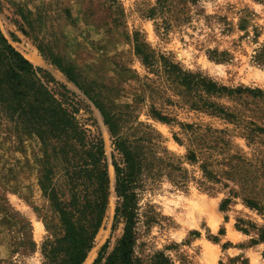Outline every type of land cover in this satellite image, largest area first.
<instances>
[{
    "label": "rangeland",
    "instance_id": "374dc122",
    "mask_svg": "<svg viewBox=\"0 0 264 264\" xmlns=\"http://www.w3.org/2000/svg\"><path fill=\"white\" fill-rule=\"evenodd\" d=\"M171 1L173 13H181L164 31L146 16L154 0H0V30L29 61L74 93L76 117L103 139L110 194L84 264L91 263L105 239L110 247L121 232L120 223L110 230L111 146L90 98L48 63L51 57L73 66L91 94L99 92L106 110L116 115L119 132L143 146L153 162L154 157L180 161L187 171L183 186L160 177L141 191L137 255L148 260L162 253L170 264H264V242L257 240V228L264 225V0ZM135 32L181 69L232 91L206 93L197 86L169 85L134 54ZM152 108L169 121L153 118ZM3 122L0 264H40L41 241L62 232L37 184L41 146L34 135L6 131ZM188 150L217 173L235 164L237 179L227 180V188L202 190L193 179L198 163L185 158ZM230 188L238 193L219 210ZM246 196L261 209L246 207L241 201ZM144 214L151 216L146 223Z\"/></svg>",
    "mask_w": 264,
    "mask_h": 264
},
{
    "label": "trees",
    "instance_id": "16d2710c",
    "mask_svg": "<svg viewBox=\"0 0 264 264\" xmlns=\"http://www.w3.org/2000/svg\"><path fill=\"white\" fill-rule=\"evenodd\" d=\"M179 1L196 3L198 0ZM171 6V0H154V4L147 8L146 16L157 20L155 26L166 31L170 22L177 20L181 13H173ZM9 35L15 39L13 34ZM132 43L133 52L142 66L163 77L169 85H180L185 89L197 86L206 93L232 91L199 73L185 71L169 58L155 53L137 32ZM260 50L264 51V45ZM47 61L66 81L90 98L109 136L114 195L110 230L120 223L121 232L110 247L108 238L99 245L90 264H170L169 258L162 253H156L148 260L136 254V228L142 215L139 197L147 185H152L160 177L167 178L176 186H183L188 179L186 169L180 161L154 157L156 160L153 162L143 146L119 132L116 115L106 110L98 99V91L91 94L87 82L81 80L73 66L62 62L59 57H51ZM78 105V99L65 84L45 68L29 61L0 30V127L4 120L6 131L37 138L41 146L37 157L40 166L37 184L62 230L58 237L41 241L38 248L40 264H81L94 247L95 236L102 227L108 205L109 176L103 139L97 131L78 120ZM151 116L158 121H169L154 108ZM180 125L182 128L190 127L188 124ZM215 145L221 150L218 144ZM185 158L190 163H198L199 174L193 179L204 191L227 188V180L237 179L239 167L235 164H228L227 169H220L217 173L209 169L210 162H198L192 150H188ZM227 193L219 202V210H225L238 192L230 188ZM241 201L250 209H261L252 198L242 197ZM149 218L151 216L144 214L143 222ZM239 229L245 231L241 226ZM257 240L264 242V225L257 228ZM28 245L32 243L28 242Z\"/></svg>",
    "mask_w": 264,
    "mask_h": 264
},
{
    "label": "bare ground",
    "instance_id": "6f19581e",
    "mask_svg": "<svg viewBox=\"0 0 264 264\" xmlns=\"http://www.w3.org/2000/svg\"><path fill=\"white\" fill-rule=\"evenodd\" d=\"M90 251L88 252L87 257L85 258V260L81 264H84L85 263L86 259L88 258V255H89Z\"/></svg>",
    "mask_w": 264,
    "mask_h": 264
},
{
    "label": "water",
    "instance_id": "95a60500",
    "mask_svg": "<svg viewBox=\"0 0 264 264\" xmlns=\"http://www.w3.org/2000/svg\"><path fill=\"white\" fill-rule=\"evenodd\" d=\"M101 118V117H100ZM110 165V164H109ZM111 166V165H110ZM112 169V168H111ZM87 256V255H86Z\"/></svg>",
    "mask_w": 264,
    "mask_h": 264
}]
</instances>
